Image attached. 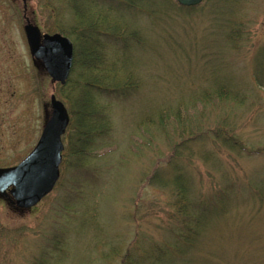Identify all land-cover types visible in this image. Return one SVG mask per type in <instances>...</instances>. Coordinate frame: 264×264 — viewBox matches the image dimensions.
I'll use <instances>...</instances> for the list:
<instances>
[{
	"label": "rangeland",
	"instance_id": "obj_1",
	"mask_svg": "<svg viewBox=\"0 0 264 264\" xmlns=\"http://www.w3.org/2000/svg\"><path fill=\"white\" fill-rule=\"evenodd\" d=\"M25 1L24 12L22 0H0V168L28 155L50 96L60 94L34 65L23 26L26 18L53 34L61 16L69 23L67 2ZM137 6L138 13L118 7L115 16L140 42L107 51L118 75L139 85L125 99L104 98L111 144L82 172L67 159L35 207L0 201V264H119L130 251L141 256L168 242L180 221L170 184L176 169L192 203L213 204V211L214 199L226 197L197 239L191 264H264V89L254 77L256 61L264 70V0ZM239 26L233 40L230 31ZM221 88L240 100L214 99ZM220 131L244 150L227 149L212 136Z\"/></svg>",
	"mask_w": 264,
	"mask_h": 264
},
{
	"label": "trees",
	"instance_id": "obj_2",
	"mask_svg": "<svg viewBox=\"0 0 264 264\" xmlns=\"http://www.w3.org/2000/svg\"><path fill=\"white\" fill-rule=\"evenodd\" d=\"M134 1L139 4V0H66L65 9L69 12L67 15L69 23L62 25L64 18L61 16L52 26L53 33L69 38L73 45V65L69 78L64 86L59 85V100L66 107L70 117L68 128L62 138L64 149L60 166L68 159L75 163L76 171L82 172L85 166L96 159L100 149L109 147L111 124L104 98L125 99L130 96L129 92H136L139 89V85L134 83L130 74L124 77L118 75L115 64L110 63L107 53L110 49L116 52L112 44L116 47L118 44L125 47L123 45L127 42L133 41L135 44L140 42L138 31L127 28L120 21L121 17L115 16L118 14V7L135 13L141 11ZM55 19L57 21V18ZM240 29V26L231 29L230 36L233 40L239 38ZM263 51L264 48L260 52ZM254 77L256 84L264 89V70L259 60L255 64ZM203 97L204 101L211 99L208 94ZM213 98L219 101L240 100L238 94L230 95L223 88L213 93ZM151 121L155 120H150L147 124H153ZM223 131L215 132L212 136L221 141L227 149L241 153L244 149L237 141L232 142L234 137L231 140L224 138ZM175 151L173 159L177 158ZM175 173L170 184L178 199L174 208L180 221L171 240L148 249L141 256H135L130 251L119 264L192 263L190 254L197 246V239L213 213L220 214L226 197L221 195L214 199L217 209L213 211H211L213 204L192 203L187 197L189 187L186 185L183 172L176 169ZM152 180H156L155 177ZM163 185L164 183L160 184L161 187Z\"/></svg>",
	"mask_w": 264,
	"mask_h": 264
},
{
	"label": "water",
	"instance_id": "obj_3",
	"mask_svg": "<svg viewBox=\"0 0 264 264\" xmlns=\"http://www.w3.org/2000/svg\"><path fill=\"white\" fill-rule=\"evenodd\" d=\"M26 11L25 0H22ZM180 7H196L203 0H175ZM23 32L33 63L46 72L52 84L64 86L73 65V45L59 33L42 34L40 29L24 19ZM50 112L38 141L17 165L0 168V198L9 191L12 204L19 210H29L52 192L60 177L62 138L69 125V114L64 104L49 99Z\"/></svg>",
	"mask_w": 264,
	"mask_h": 264
},
{
	"label": "flooded vegetation",
	"instance_id": "obj_4",
	"mask_svg": "<svg viewBox=\"0 0 264 264\" xmlns=\"http://www.w3.org/2000/svg\"><path fill=\"white\" fill-rule=\"evenodd\" d=\"M36 68L38 69V68H41V67L40 66H36ZM41 69H43V68H41ZM0 201L9 204V206H13V204H12L13 198L11 197L9 191H6V196L4 198H0ZM15 209H16V207H15Z\"/></svg>",
	"mask_w": 264,
	"mask_h": 264
}]
</instances>
